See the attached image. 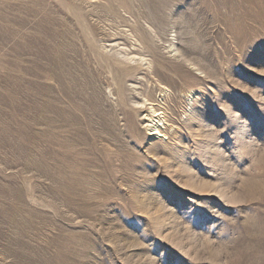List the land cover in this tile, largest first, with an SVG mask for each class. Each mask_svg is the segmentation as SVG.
<instances>
[{
  "label": "rangeland",
  "instance_id": "rangeland-1",
  "mask_svg": "<svg viewBox=\"0 0 264 264\" xmlns=\"http://www.w3.org/2000/svg\"><path fill=\"white\" fill-rule=\"evenodd\" d=\"M0 264H264V0H0Z\"/></svg>",
  "mask_w": 264,
  "mask_h": 264
},
{
  "label": "bare ground",
  "instance_id": "bare-ground-1",
  "mask_svg": "<svg viewBox=\"0 0 264 264\" xmlns=\"http://www.w3.org/2000/svg\"><path fill=\"white\" fill-rule=\"evenodd\" d=\"M152 113H155L153 110H152ZM154 117V120L156 118H158V120H155L153 121V119L150 121V123H154L153 126H152V131L153 133L151 135H161V132L159 131V128L162 126V125H159L158 123H161V122H164V119H161L159 118V114H154L153 115ZM162 124V123H161Z\"/></svg>",
  "mask_w": 264,
  "mask_h": 264
}]
</instances>
